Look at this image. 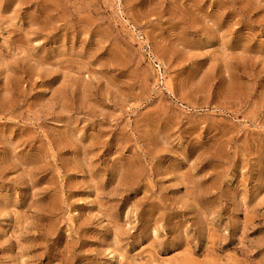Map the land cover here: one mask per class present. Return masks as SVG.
Listing matches in <instances>:
<instances>
[{"label":"rangeland","instance_id":"1","mask_svg":"<svg viewBox=\"0 0 264 264\" xmlns=\"http://www.w3.org/2000/svg\"><path fill=\"white\" fill-rule=\"evenodd\" d=\"M0 264H264V0H0Z\"/></svg>","mask_w":264,"mask_h":264}]
</instances>
